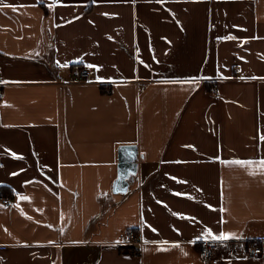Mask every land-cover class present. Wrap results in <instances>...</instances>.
I'll return each instance as SVG.
<instances>
[{
  "label": "crops",
  "instance_id": "0c3cea01",
  "mask_svg": "<svg viewBox=\"0 0 264 264\" xmlns=\"http://www.w3.org/2000/svg\"><path fill=\"white\" fill-rule=\"evenodd\" d=\"M261 137L264 0H0V264H264Z\"/></svg>",
  "mask_w": 264,
  "mask_h": 264
},
{
  "label": "built area",
  "instance_id": "2783aa9c",
  "mask_svg": "<svg viewBox=\"0 0 264 264\" xmlns=\"http://www.w3.org/2000/svg\"><path fill=\"white\" fill-rule=\"evenodd\" d=\"M74 76L79 81L87 80L88 78V69L82 66H78L73 70ZM217 90V85L212 84L211 92L215 93ZM2 203L4 206H9L10 202L8 198H2ZM118 245L120 247L127 248L128 251L134 256L139 257L141 254L142 246L144 242L141 238L140 233L134 230H127L119 240ZM198 254L199 256L207 261L212 262L216 258V243L215 241L203 239L198 242ZM247 255L250 258H257L261 255V249L259 247L249 245L247 247Z\"/></svg>",
  "mask_w": 264,
  "mask_h": 264
},
{
  "label": "water",
  "instance_id": "95a60500",
  "mask_svg": "<svg viewBox=\"0 0 264 264\" xmlns=\"http://www.w3.org/2000/svg\"><path fill=\"white\" fill-rule=\"evenodd\" d=\"M137 146L121 145L117 150V176L112 184L114 194L127 192L130 183L137 174Z\"/></svg>",
  "mask_w": 264,
  "mask_h": 264
},
{
  "label": "snow or ice",
  "instance_id": "6c2138e0",
  "mask_svg": "<svg viewBox=\"0 0 264 264\" xmlns=\"http://www.w3.org/2000/svg\"><path fill=\"white\" fill-rule=\"evenodd\" d=\"M51 6V5H50ZM3 7H9V5L4 4ZM13 10H15V8H13ZM227 39H233V37L229 36L227 37ZM65 67L67 65H64ZM89 67H92L91 65H89ZM262 140H264V137H261ZM15 156V154H13ZM19 158V157H16ZM231 164H235L237 166L240 167H246L248 169H250L249 171V175H255L257 174V172L264 174V160H259V161H241V160H236V161H232L230 162ZM255 165V168H253L252 166ZM13 175H17V173H13ZM21 199H27V197H20ZM205 238H210L212 241H222V240H228L231 238L230 234H224L221 233L219 235H214L211 231H208L206 233V237ZM117 243H119V241H117ZM172 247H179V245H172ZM160 251H164L166 249H158Z\"/></svg>",
  "mask_w": 264,
  "mask_h": 264
},
{
  "label": "trees",
  "instance_id": "16d2710c",
  "mask_svg": "<svg viewBox=\"0 0 264 264\" xmlns=\"http://www.w3.org/2000/svg\"><path fill=\"white\" fill-rule=\"evenodd\" d=\"M103 88V87H101ZM4 189H0V195H3L4 193L2 192Z\"/></svg>",
  "mask_w": 264,
  "mask_h": 264
}]
</instances>
